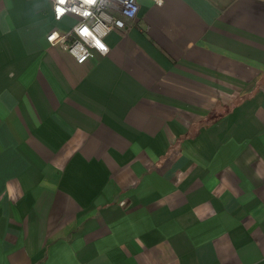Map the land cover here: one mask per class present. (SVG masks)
Listing matches in <instances>:
<instances>
[{"label":"crops","instance_id":"obj_1","mask_svg":"<svg viewBox=\"0 0 264 264\" xmlns=\"http://www.w3.org/2000/svg\"><path fill=\"white\" fill-rule=\"evenodd\" d=\"M137 1L75 64L0 0V264H264V0Z\"/></svg>","mask_w":264,"mask_h":264},{"label":"built area","instance_id":"obj_2","mask_svg":"<svg viewBox=\"0 0 264 264\" xmlns=\"http://www.w3.org/2000/svg\"><path fill=\"white\" fill-rule=\"evenodd\" d=\"M55 21L69 20L64 27L52 26L45 35L50 46L56 47L73 63L82 64L94 54H105V36L114 29L126 26L138 12L137 0H47ZM63 12L58 16L57 9ZM55 36L54 39L50 37ZM103 44L106 52L99 46Z\"/></svg>","mask_w":264,"mask_h":264},{"label":"clouds","instance_id":"obj_3","mask_svg":"<svg viewBox=\"0 0 264 264\" xmlns=\"http://www.w3.org/2000/svg\"><path fill=\"white\" fill-rule=\"evenodd\" d=\"M64 2H65V0H60V3H61V4H63ZM91 2H93V0H91ZM156 2H157V3H162V0H156ZM62 12H63L62 9H59V8L57 9L58 16L61 15ZM54 38H55V36L50 37V39H54ZM99 48H100V50H101L102 52H106V51H107V48H106L103 44H101V45L99 46Z\"/></svg>","mask_w":264,"mask_h":264},{"label":"snow or ice","instance_id":"obj_4","mask_svg":"<svg viewBox=\"0 0 264 264\" xmlns=\"http://www.w3.org/2000/svg\"><path fill=\"white\" fill-rule=\"evenodd\" d=\"M86 2H91V0H86Z\"/></svg>","mask_w":264,"mask_h":264}]
</instances>
